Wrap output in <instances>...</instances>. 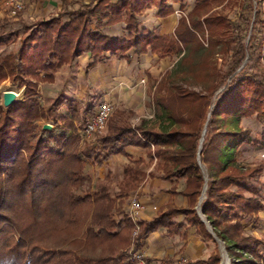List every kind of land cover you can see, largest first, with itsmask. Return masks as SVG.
<instances>
[{
    "label": "trees",
    "instance_id": "16d2710c",
    "mask_svg": "<svg viewBox=\"0 0 264 264\" xmlns=\"http://www.w3.org/2000/svg\"><path fill=\"white\" fill-rule=\"evenodd\" d=\"M169 1L96 0L65 8L59 16L26 24L17 49L0 53V82L9 78L24 87L23 97L9 106L0 102V264H133L123 262L121 252L128 233L139 248L160 225L182 227L174 220L179 214L199 225L205 237L216 243L218 237L230 264H264V241L244 233L246 224H258L257 214L264 210L260 188L252 184L261 167L238 160L242 144H264V14L261 8L252 14L247 8L256 0H248L241 18L232 22L217 10L223 0H196L172 33L140 27V13L155 6L158 16H166L173 11ZM119 21L125 22L124 36L102 31ZM10 35L0 28V44H7ZM148 49L178 56L158 82L156 121L143 118L132 126L117 112L105 133L82 141L75 130L93 108L71 100L61 112V126L48 129L39 123L56 115L65 97L58 96L46 113L32 76L51 78L84 52L93 63L128 58L131 50L139 56ZM215 54L223 57L224 69ZM253 115L262 123L257 136L242 125L244 117ZM124 144L147 145L165 177L186 179L182 193L194 202L206 186L201 211L215 235L195 203L169 205L152 219L139 220L135 234L128 215L117 219V201L140 185L144 160L130 158L114 189L108 179L92 183L85 166L89 160L102 164ZM221 258L217 248L205 260L179 264H221Z\"/></svg>",
    "mask_w": 264,
    "mask_h": 264
},
{
    "label": "crops",
    "instance_id": "0c3cea01",
    "mask_svg": "<svg viewBox=\"0 0 264 264\" xmlns=\"http://www.w3.org/2000/svg\"><path fill=\"white\" fill-rule=\"evenodd\" d=\"M95 1L28 0L21 17L25 22L48 19L59 16V13L65 8L75 9ZM156 12L157 9L153 19L149 18L146 10L139 15L140 27L157 34L172 33L178 22V19L173 16L174 13L158 16ZM65 19V16L62 15L61 20L64 21ZM155 19L160 21L156 22ZM102 31L112 36H124L127 33L124 21L106 25ZM90 57V54L85 52L77 56L70 64H65L61 69L55 71L53 76L56 77L60 72L65 74L63 88L59 90V93L65 97L64 104L61 106L62 109L66 108L68 102L75 100L83 107H92L94 112L99 102L104 99H111L118 105L121 103V106H129L135 112H142L140 115L145 119H150L153 116L150 111L147 112L146 108L142 106L147 95L145 83L149 75L156 76L157 72L155 74L154 72L159 71L163 60L170 56L159 57L157 53L148 49L139 56L131 50L128 58L111 56L106 60L93 63H90ZM149 150L145 144H124L122 150L111 153L102 164L89 160L85 166L86 174L90 176L93 183L108 179L114 189L117 188L123 168L129 159L141 158L145 164L142 181L137 188L122 198L128 201L130 196L136 195L145 204V208L139 214L140 221L152 219L159 210H164L169 205L191 206L195 203L197 208L198 203L201 202L200 197L194 202L191 197L182 193L186 187V179L184 177H165L163 169L158 166L159 159L156 156L150 158ZM245 150L249 149L245 147ZM261 153H264V144L258 145V148L253 150L254 155L258 156ZM259 180L260 183L255 182L253 185L255 187L259 185L262 188V192H260L264 199V182H262L264 175H260ZM259 186L258 188H260ZM127 206L128 203L126 202L124 204L125 210H129ZM257 217L259 219L257 225L261 224L260 227H264V210L259 211ZM174 220L183 226L179 229H168L167 226L160 225L142 239L140 249H147L155 254L160 264L168 262L171 257L175 258L174 264H178L177 260L181 259L203 258L207 245H211V241L216 246L212 238L202 234L199 225L188 223L184 214L175 216ZM213 249L207 250L208 253L210 254Z\"/></svg>",
    "mask_w": 264,
    "mask_h": 264
},
{
    "label": "rangeland",
    "instance_id": "374dc122",
    "mask_svg": "<svg viewBox=\"0 0 264 264\" xmlns=\"http://www.w3.org/2000/svg\"><path fill=\"white\" fill-rule=\"evenodd\" d=\"M172 4V9L173 11L171 13H174V17L175 19H178V22L180 20V18L182 16H185L187 14V12L194 6L196 0H184L182 2L179 1H169ZM182 3V4H181ZM255 3V2H254ZM181 5H184L181 6ZM246 7H248V0H223L221 2L220 5L217 6V10L226 13L228 15V17L230 18V20L232 22H235L236 20H238V18H241V15H243L242 11H245ZM150 8V9H149ZM149 8H146V13L149 14V18L153 19L154 18V13L155 10L157 9L155 6H151ZM254 8H261L262 13L264 14V0H256V3L254 5H251L250 8H247L252 12V14L255 13V9ZM25 8H23L20 12H17L16 14H11L8 10V8L4 5V4H0V28H2V30H4L5 32H11V35L8 37V42L7 44H0V53H5V52H9V51H15L20 43V37L24 36L27 33V29H26V24L27 25H33L36 21H31V22H25L22 20L21 17V13ZM144 10V11H145ZM158 10V9H157ZM143 11V12H144ZM142 12V13H143ZM142 13H140L139 15H141ZM170 13V14H171ZM263 16V15H262ZM264 18V16H263ZM156 22H158L159 19H155ZM160 21V20H159ZM177 22V24H178ZM253 22V20H252ZM252 22H251V26H252ZM176 24V26H177ZM175 26V28H176ZM174 28V29H175ZM261 28L264 32V24L261 25ZM248 28L244 30L243 34H245V38L248 37V32H247ZM206 37H207V33H206ZM205 39V38H204ZM206 40V39H205ZM263 43H264V33H263ZM207 44V41H206ZM146 52V51H145ZM85 53V52H84ZM144 53V52H143ZM83 54V53H81ZM80 54V55H81ZM262 54V52H261ZM221 54H215V59L218 60V66H221V68H225L224 67V59L223 57H220ZM166 56H170L167 57L163 60V64L161 66V69L159 71H155L154 74L157 72L156 76L154 75H149L148 79L146 80V97H145V101L143 102L144 104L142 105L143 108H146V111H150L153 116L150 118L153 121H156V116H155V105H154V95L155 92L157 91V86H158V82L161 80L162 77L165 76V73L169 70H171L174 65L176 60L178 59L177 54H172V55H159V57H166ZM261 64L264 66V59L261 56ZM71 62H66L63 63L57 70L61 69V67L65 64H70ZM161 65V64H160ZM56 70V71H57ZM32 79L35 80L37 82V88H38V99L41 102V105L43 106L45 112L47 113L48 108L50 107V104L61 94L59 93V90L61 88H63V82H65V74L63 72H60V74H58V76H52L51 78H39L38 76H32ZM23 85H18L16 83H14L11 79L7 78L4 79L0 82V102L3 105V97L2 94L5 90L8 89H12L15 90L17 92V99L23 97ZM195 89H200L201 85H194ZM111 102H113L114 104V110L113 113L111 114L110 118L116 114L117 112H119L124 118L127 119V122L130 123L132 126H137L141 119H143L142 112L138 113L137 111H133V109H130L129 106L128 107H124L121 106L122 104L120 103L118 105V103L114 102L113 100L109 99ZM100 103V102H99ZM64 101L62 102V104L58 107L57 109V113L56 115H51V116H47L44 119H41L39 121V123L41 124H51L52 127H59L61 126V123H63V120L61 119V112H65V109H62L61 106H63ZM4 106V105H3ZM134 106V104H133ZM145 106V107H144ZM135 108H137L135 106ZM139 116H141L140 120H139ZM109 120L105 126V129L100 132V133H96L90 137H86L81 133V128L82 126H78L75 130L76 133H78L82 139V141H87V140H91L95 135L98 134H103L106 132L107 128H108V123ZM57 124V125H56ZM242 125L248 129H250L252 136H257L258 132L261 130L262 128V123L255 117V115L253 116H248V117H244L242 120ZM151 149H154V145H150ZM245 147L248 148L249 150H245ZM258 148V144L256 143H246V144H242L239 147V151H238V160L239 162H241L242 164H258L261 167V170L259 173H257L258 175H255L252 179V184H254L255 182L260 183L261 181L259 180V176L264 175V153L257 155L253 154V150H256ZM85 172H87L85 170ZM98 182V181H97ZM96 182V183H97ZM264 182V181H262ZM93 183V182H92ZM259 186V185H258ZM255 187V188H258ZM260 187V186H259ZM262 188L260 187V191ZM260 192V195H262ZM246 195H251V191L246 190L245 191ZM201 196V195H200ZM199 196V197H200ZM123 198V197H122ZM120 198V200H118V204H117V209L115 211V217L117 219H122L123 216L128 215L129 214V210L131 207V201L133 199H138L139 198L136 195H132L130 196V198L127 200ZM264 200V199H263ZM128 203L127 209L129 210H125L124 209V204ZM142 203V202H141ZM143 204V203H142ZM145 208V204H143ZM157 208V206H156ZM142 209V210H143ZM141 210V211H142ZM198 213L200 214L201 218L202 216L205 218V216L203 215L202 211H201V202L198 203V207H197ZM140 211V212H141ZM141 214V213H139ZM140 220V215L138 217V221ZM203 220V219H202ZM133 221V220H132ZM205 226L207 227V229L212 232L214 235V231L211 227V225L209 224V222L206 220L205 218ZM134 222V221H133ZM243 223L246 224V219H243ZM135 224V223H134ZM259 224V221H258ZM261 225V224H260ZM260 225H252L249 224L245 226V230L244 233L245 234H253L257 239L259 240H263L264 241V227H260ZM137 227L133 228V233L135 234V232L138 230L136 229ZM158 228V227H157ZM156 228V229H157ZM132 233V231H131ZM130 232L129 234V243L128 244H124L121 246V252L124 254V259L123 262H127V263H133V264H160L157 260L158 258L155 256V254H152L149 250H142L137 247H135L134 245V236H132L133 234H131ZM126 234V233H125ZM127 235V234H126ZM215 239L217 240V243L215 242L216 246H214V243L211 241V245H207V250L209 249H214L212 251H210L211 253L219 248V250L221 251V264H225L226 262V253L228 254L227 250L224 247V244L221 240H218L219 238L215 236ZM205 251V255H203V258H197V259H207L210 254L208 253V251ZM138 251L140 253V260H136V259H132L131 257L129 258V256H131V254L133 252ZM129 255V256H128ZM229 256V254H228ZM230 258V256H229ZM174 257H171V259L168 260V262L163 263V264H172L175 260ZM197 259H181V260H177L178 264L180 261H185V260H197ZM174 264V263H173Z\"/></svg>",
    "mask_w": 264,
    "mask_h": 264
},
{
    "label": "built area",
    "instance_id": "2783aa9c",
    "mask_svg": "<svg viewBox=\"0 0 264 264\" xmlns=\"http://www.w3.org/2000/svg\"><path fill=\"white\" fill-rule=\"evenodd\" d=\"M28 0H0V4H4L11 14H16L25 8ZM114 104L109 99L102 100L96 110L90 114L81 128V133L90 137L96 133H100L105 129V126L109 120V117L113 113ZM144 205L138 199H133L131 201V207L129 211V217L134 221L136 229H139L138 217L140 211L143 209ZM129 256V255H128ZM140 260V253L134 251L129 258Z\"/></svg>",
    "mask_w": 264,
    "mask_h": 264
},
{
    "label": "water",
    "instance_id": "95a60500",
    "mask_svg": "<svg viewBox=\"0 0 264 264\" xmlns=\"http://www.w3.org/2000/svg\"><path fill=\"white\" fill-rule=\"evenodd\" d=\"M17 95L18 94L15 90H12V89L5 90L2 94L3 105L9 106L10 104H12L15 100H17ZM43 127L50 129L52 127V125L45 123V124H43ZM202 139H203V137H201V141H202ZM205 189H206V186L202 190V194L200 196V201L202 200V198L204 196ZM202 219L205 220V218L203 216H202ZM218 240H220V239H218ZM226 262H227V264H230V258H229L227 253H226Z\"/></svg>",
    "mask_w": 264,
    "mask_h": 264
},
{
    "label": "bare ground",
    "instance_id": "6f19581e",
    "mask_svg": "<svg viewBox=\"0 0 264 264\" xmlns=\"http://www.w3.org/2000/svg\"><path fill=\"white\" fill-rule=\"evenodd\" d=\"M225 264H227V263H225Z\"/></svg>",
    "mask_w": 264,
    "mask_h": 264
}]
</instances>
